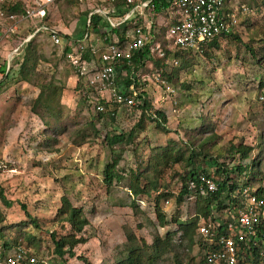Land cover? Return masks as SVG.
I'll return each mask as SVG.
<instances>
[{
  "label": "rangeland",
  "instance_id": "rangeland-1",
  "mask_svg": "<svg viewBox=\"0 0 264 264\" xmlns=\"http://www.w3.org/2000/svg\"><path fill=\"white\" fill-rule=\"evenodd\" d=\"M21 1L30 3L29 0ZM97 2L54 0L48 7V19L53 25L60 26L62 31L78 30L83 26L95 33V29L82 22L85 12L92 10ZM238 2L251 11L237 16L236 30L240 41L226 38L220 40L217 46H204L182 53L189 64L178 70L173 81L164 83L157 72H140L137 77L141 84L139 91L145 92L154 108L163 111L166 129L157 127L153 119H144V126L133 143L124 146L120 153L119 167L123 168L121 174L124 177L120 181L113 180L110 187L105 185L102 172L111 154L101 141V135L108 129L127 132L138 121L140 108L138 105L124 107L108 102V107L116 111L115 121L105 125L102 120L97 121L93 103H79L80 95L75 91L78 77L68 68L67 61L60 57L61 51L50 44L44 34L34 37L39 54L36 72L46 79L64 77L66 80L59 98L61 122L68 123L66 132L86 126L89 133L80 145L72 143L73 134L66 132L55 134L54 142L51 139L47 141L49 133L59 129L46 130L40 118L31 112L29 104L39 89L31 83L13 80L0 91V230L3 234L0 250H3L2 240H11L24 232L36 236L37 246L25 240L20 243L46 264H114L115 257L125 254L128 231L133 232L140 246L142 241L149 246L155 235L164 236L166 232H172L176 224L170 220L177 212L174 196L181 186L177 175L182 171L181 163L163 169L159 167L157 185L166 187L171 193L167 201H160L169 221L162 227L158 225L153 211V192L149 197L143 193L136 196L144 214L133 211L130 205L133 197L126 186L128 173L130 169L138 168L142 172L141 183H144L146 179L143 175L152 177L154 173L152 168L145 169L154 148L166 146L171 141L186 144L188 139L199 135L197 130L202 118L211 120L212 129H209L217 136L210 143L214 156L224 160L226 147L231 142L252 147L249 158L238 157L229 164L234 166L240 162L250 166L251 159L258 156L259 172L255 175L254 184L264 186V85H260L264 83V42L261 39L264 3L257 0L258 5L248 6V1ZM30 23L22 22L20 32H30ZM162 40L166 47H172L165 39ZM8 42L2 38L0 26V78L4 66L13 74L18 68V63L12 64L13 56L18 53H11V43L9 45ZM166 61L165 69L170 72L176 65L172 54ZM146 67L150 69L149 62ZM66 68L69 69L67 75ZM118 71L121 77L125 76V70ZM117 83V89L127 90L122 80ZM104 96L107 97V94ZM91 119L99 128L97 136H92V127L87 124ZM46 142L48 145L42 146ZM135 143L138 148L134 152ZM118 152L119 148H116L115 153ZM198 163L212 170L215 168L214 160L210 158H200ZM242 176V173L238 175ZM63 195L75 206L83 208L89 223L82 233L87 241L74 247V256L59 258L53 253L48 232L56 230L58 235H63L70 231L68 224L57 219ZM21 204L37 220L38 228L29 223ZM179 211L181 219L192 215V201L183 202ZM146 251L150 252V248ZM200 254L197 244L190 250L174 245L157 259L156 264H174L176 259L180 264H198Z\"/></svg>",
  "mask_w": 264,
  "mask_h": 264
},
{
  "label": "trees",
  "instance_id": "trees-1",
  "mask_svg": "<svg viewBox=\"0 0 264 264\" xmlns=\"http://www.w3.org/2000/svg\"><path fill=\"white\" fill-rule=\"evenodd\" d=\"M158 1L159 0H154V10L152 11L153 16L161 11V5L166 6L167 4L165 1H162L161 4H158ZM246 1H248V3H246L247 5L249 4L248 6H252L253 4L258 5L257 0H245V2ZM105 3H107L106 0H98L96 6ZM262 3H264V0H262ZM111 5L115 10V15H120L123 12L125 0H113ZM0 9L3 10L6 15L14 13L16 16H21L25 12L26 5L21 0H14L13 2L0 3ZM87 13H89V11L85 12V14ZM47 18L48 14L44 18V21H46L48 25H52V23L48 21ZM5 23L6 22L0 19V25H5ZM135 25L136 23L129 21L126 22L124 27L121 29L114 27L111 28L108 25V22L103 19L102 16L96 14L90 15L89 27L95 29L96 34L100 37L102 44L97 46L94 51H91L89 47H86L82 53V58H84L86 61L97 58V56L102 53L104 46L108 43L113 33L117 35L119 44L126 39H130V32ZM236 29L237 28H233L227 34H224L222 39L234 38L240 41ZM151 31L152 34H154L151 42L146 43L140 49H133L128 59H120V68H117L125 70V72L128 71V73L120 79L125 83L127 88L133 84L134 87L139 91V88L141 87V84H139L136 78H130L131 71L135 73L138 72V74H140V72L145 73V71H150L151 73L157 72L159 78L165 83L173 81V77L177 76L178 70L185 68L189 64V61L182 53L191 50L190 48L182 49L179 46H175L173 48L166 47L165 42L162 40L165 39V41H167L165 38V28L162 26L153 24ZM41 33L42 32H36L26 43L23 44L20 52L13 56L15 58H12V64L18 63L17 72L15 74L10 73L9 69L6 70V68H4L5 66L2 68L3 76L0 78V91L7 88L13 80H22L36 86L39 89V92L37 96L31 100L29 107L31 112L40 118L41 122L45 125L46 130L53 131L56 129V127H58L59 130L49 133V138H47V141L51 139L54 142L56 141L55 134H60L63 132L65 133L68 127L67 122H61L62 105L59 102L62 90L65 88L66 80L64 77H60L58 80H54L52 77L46 79V77H44L40 72H36V63L39 54L36 52L38 44L35 42L34 37L40 35ZM45 37L47 38L46 35ZM222 39L213 38L209 41L201 43L200 47L202 49L204 46H217V43ZM261 39L264 42V32ZM157 42H160V50L155 48ZM170 54H172L176 65L170 72H167L165 69L167 67L166 60ZM60 57L67 61L68 68L77 75L78 78L75 85V91H77V93L80 95L79 103L86 104L89 93L92 91L91 86L84 76L78 74L75 66H73L65 58L62 52H60ZM147 62H149L151 65L150 69L146 67ZM68 68L65 69V75H67L69 72ZM118 80L115 81L116 85L118 84ZM260 85L262 86L264 83L262 82ZM138 97L141 100V103L138 104L141 112L139 119L134 124V126L131 127L127 132L108 129L105 130V132L101 135V141L106 145L111 154V159L104 166L102 172L103 181L107 187L112 185L113 180L120 181L124 177L121 174L123 168L119 167L120 153L123 151L124 146H128L133 143L135 136L139 131L142 130L144 126L143 121L145 118L153 119L157 127L166 129L164 126L166 122V116L163 111L152 106L150 99L146 96L143 90L139 91ZM100 104L103 105L104 109L96 110L97 121L102 120L103 125H105L107 122L113 123L115 121V109L108 107V102L104 100H100ZM87 124L92 127V136L99 135V128L95 126L94 120L92 121L91 119ZM210 126L211 120L208 118H202V123L197 130L199 135L197 137L188 139V142H186L187 145L178 144L174 141H171V143L167 144L166 146L154 148V152L150 155L145 168H152L154 173L152 177L149 175H143V177L146 179L144 183H141L140 176L142 172L139 171L138 168L129 170L128 182L126 186L133 197V200L130 202L133 211L135 213L139 212L144 214V211L142 208H140V205L137 202L136 196L143 193V195L149 197L153 192L154 194L151 202L153 211L158 225L162 227L165 226L169 221L167 220L166 214L160 205V201H167L168 198L171 197V193L166 189V187L157 185V177L161 171L160 169H163L166 166H172L174 163H181L182 171L181 173H177L181 186L178 193L174 196L177 212L170 220L175 222L176 226L175 229L171 230L172 232H166L164 236L155 235L152 243L149 246L146 245L144 241H142L141 246L138 245L133 232L128 231L126 233L127 243L125 245V254L122 253L120 256L115 257L114 264H156L157 259L174 245L176 247L180 246L186 250H190L195 244L199 246L201 251L198 264H207L205 258L206 255L205 252L203 253V251L208 250V245L196 232L197 225L199 224V218H207L210 215L211 208L215 205L216 210H219L221 207H223L222 201L225 199H228L234 205L237 204L239 200L238 196H233L232 191L236 186H239V183H237L238 175L244 173L245 179L243 180V183L253 185L256 177L255 175L259 172L258 156L251 159L250 166L237 162L236 165L229 167V163L235 158L239 157L240 159H246L250 156L252 147L241 142L238 144L231 142L226 147V156H224V160H221L220 156H214V154L210 151V143L217 136L215 134V136L213 135L212 130H210L212 129V126ZM66 133H72V143L80 145L86 141V135H88L89 132H87V128L85 126L76 128L75 130H70ZM44 145H48L47 142L42 143V146ZM116 148H119V152L117 154L115 153ZM137 148L138 145L135 143L134 152L137 150ZM200 158L213 159L215 168L212 170L204 164L200 166L198 163ZM249 171L250 173L248 174ZM198 172H202L206 176L218 177L216 180L217 188L214 191H209L207 194L201 193L199 191V180L197 178ZM190 182L195 184V188L197 189L193 193L191 192L194 189L190 187ZM255 193L259 197H264V186L259 185L256 188ZM190 195H195L196 215L193 218L183 220L180 217L179 207ZM5 203L9 202L5 201ZM20 206L24 209V213L29 219V223L35 228H38L39 224L37 220L26 211L24 205L21 204ZM57 215V219L59 221H63L68 224L70 231L63 235H58L56 230H50L48 232L50 240L53 244V253L59 258H63L65 255L72 257L75 255L74 247L77 244L85 243L87 241V237H85L82 233L85 226L89 223L88 218L81 206H75L70 201V199L64 195L61 196V205L57 209ZM2 235L3 234L0 230V237H2ZM174 235L177 239L175 241L173 238ZM21 240H25L28 244L35 245V247L37 246V238L35 235L21 232L11 240H2V249L6 250L14 243L21 244ZM148 247L150 248V252L146 251V248ZM245 249L247 250L246 252L249 253L248 259L252 264H258L259 262L263 261L264 242H261L257 245L250 244V246ZM29 254L35 255L30 251ZM37 262V264H46L43 260L39 259ZM180 263L181 262L176 259L174 264ZM86 264H88V262H86Z\"/></svg>",
  "mask_w": 264,
  "mask_h": 264
},
{
  "label": "built area",
  "instance_id": "built-area-1",
  "mask_svg": "<svg viewBox=\"0 0 264 264\" xmlns=\"http://www.w3.org/2000/svg\"><path fill=\"white\" fill-rule=\"evenodd\" d=\"M29 1L30 3L25 4L26 9L21 16H16L14 13L6 15L0 9V19L6 22L5 25H0L1 36L5 41L17 37L21 22L32 23V29L27 35L17 37V44L12 47L11 53L20 52L23 44L36 32L44 33L49 42L58 47L65 58L75 66L78 74L88 81L92 91L87 102L93 103L96 110L104 109L100 100L114 102L124 107H133L141 103L138 97L139 91L133 84L124 91L116 88L115 81L122 78L117 67L120 66V59H128L133 49H140L152 41L153 24L165 28V38L172 47L197 50L203 42L213 38L222 39L224 34L237 27L238 14L250 11L238 0H159L158 4L162 1L167 4L161 5V11L153 16L154 0H125L123 12L115 15L111 5L113 0H106L107 3L93 7L89 12L88 27L92 14L102 16L111 28L121 29L129 21L136 25L130 32V39L119 44L117 35L113 33L102 53L97 58L86 61L82 58L86 47L91 51L96 49L95 45L88 41L89 34H84L80 39L62 35L56 27L44 21L48 7L54 0ZM4 2L10 1L0 0V3ZM155 48L160 50L158 42ZM127 73L128 71L125 72ZM138 76L139 74L130 72L131 79H137ZM104 94H107L112 101H109ZM197 178L201 193L207 194L217 188L218 177H210L198 172ZM244 179V173L242 177H237L239 186L232 191L233 196H238L237 204L234 205L225 199L222 201L223 207L219 210H216L215 205L207 218H199L196 232L208 245V250L203 251L207 264H252L245 248L250 244L257 245L264 242V197L257 196L255 193L257 187L244 184ZM189 185L194 189L191 193L197 190L192 182ZM190 200L194 211L192 215L185 216L186 219L196 215L195 195L188 196L185 201ZM37 260L35 255L29 254L28 248L18 243L9 249L0 250V264H34ZM258 264H264V259Z\"/></svg>",
  "mask_w": 264,
  "mask_h": 264
},
{
  "label": "crops",
  "instance_id": "crops-1",
  "mask_svg": "<svg viewBox=\"0 0 264 264\" xmlns=\"http://www.w3.org/2000/svg\"><path fill=\"white\" fill-rule=\"evenodd\" d=\"M91 10L89 9V12H90ZM88 14L89 13H87V14H85V16H84V20H83V25H84V23L86 22V25H87V18H88ZM47 20L49 21V19L47 18ZM28 22H30V21H28ZM22 23V22H21ZM20 23V24H21ZM20 24H19V27H18V31H17V37H23V36H25V35H27L28 33H25V34H23L22 32H20ZM29 24V23H28ZM53 25V24H52ZM31 26H32V23H30V28L29 29H32L31 28ZM54 27H56L61 33H62V35H64V36H71V37H74V38H76V39H80V38H83V35L84 34H89V39H88V41L89 42H91L92 44H94L95 45V47H97V46H100L102 43H101V40H100V37L96 34V31L94 30V32L95 33H92V32H90L87 28H84L83 26H81L82 28H80V29H78V30H76V29H73V30H68V31H62V30H60V26H55V25H53ZM86 29V30H85ZM16 36L12 39V40H10L8 43H9V45H10V43H11V47H13L15 44H17V41H18V38H17ZM105 47V46H104ZM103 50H104V48H103ZM167 115V114H166ZM211 169V168H210ZM255 187H258V186H256L255 184H253Z\"/></svg>",
  "mask_w": 264,
  "mask_h": 264
}]
</instances>
